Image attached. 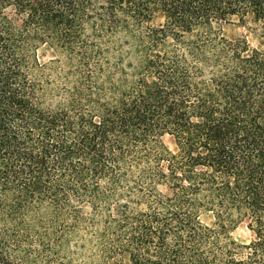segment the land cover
I'll return each instance as SVG.
<instances>
[{
  "label": "trees",
  "instance_id": "obj_1",
  "mask_svg": "<svg viewBox=\"0 0 264 264\" xmlns=\"http://www.w3.org/2000/svg\"><path fill=\"white\" fill-rule=\"evenodd\" d=\"M0 264H264V0H0Z\"/></svg>",
  "mask_w": 264,
  "mask_h": 264
},
{
  "label": "rangeland",
  "instance_id": "obj_2",
  "mask_svg": "<svg viewBox=\"0 0 264 264\" xmlns=\"http://www.w3.org/2000/svg\"><path fill=\"white\" fill-rule=\"evenodd\" d=\"M224 32L228 38L238 37L241 34L246 35L248 40L252 43V45L256 44V41L254 40L253 36L247 31V29H245L244 27L238 24H233V25H229L225 27ZM164 143L170 150L174 149V144L170 137H165ZM207 220L208 219L206 218V221ZM232 236L239 243H247L252 238L251 233L246 229L244 223L240 224L236 228V230L232 233ZM97 244H98V241H97V237L95 234L91 236V239L85 251H72V252H82L83 254H86V255H96L100 251Z\"/></svg>",
  "mask_w": 264,
  "mask_h": 264
}]
</instances>
